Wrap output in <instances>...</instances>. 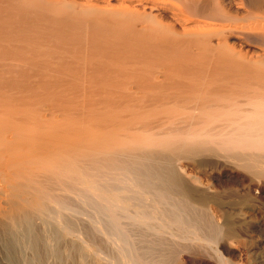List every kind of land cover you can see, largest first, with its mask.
Here are the masks:
<instances>
[{
    "label": "bare ground",
    "instance_id": "6f19581e",
    "mask_svg": "<svg viewBox=\"0 0 264 264\" xmlns=\"http://www.w3.org/2000/svg\"><path fill=\"white\" fill-rule=\"evenodd\" d=\"M235 229L264 258V0H0V264H237Z\"/></svg>",
    "mask_w": 264,
    "mask_h": 264
},
{
    "label": "rangeland",
    "instance_id": "374dc122",
    "mask_svg": "<svg viewBox=\"0 0 264 264\" xmlns=\"http://www.w3.org/2000/svg\"><path fill=\"white\" fill-rule=\"evenodd\" d=\"M193 171V173H194V171L195 170H192ZM205 180V183H206V185H208L210 188H212L213 189V191L214 192H218V194H219V192L221 193L219 196L220 197H217L216 199L218 200V201H220V203H222V201H225V202H223V204L224 203H229V202H232L233 200H234V202H235V200H237L236 202H238L239 200L237 199V194H238V192L240 193L241 192V190L239 189L240 187L239 186H237V185H232L231 184V182H229L227 179H220L219 181L217 180V182H215V181H209L207 178L206 179H204ZM211 183V184H210ZM218 185H217V184ZM229 185V186H228ZM218 187V188H217ZM235 187V188H234ZM238 187V188H237ZM221 189V190H220ZM220 190V191H219ZM213 192V194H215ZM224 192V193H223ZM226 192V193H225ZM230 192V193H229ZM223 193V194H222ZM227 196H229L230 194H233L234 195V197H235V199H234V197H233V195L231 196H229V197H227ZM229 194V195H228ZM226 196V197H225ZM216 197V196H215ZM224 197V198H223ZM232 198V200H230L231 198ZM220 198V199H219ZM227 200V201H226ZM228 200H229V202H228ZM236 230V229H235ZM237 230H239V229H237ZM232 231V232H229V231H225V236L226 235H230V233H232V238H233V240H229L230 238L229 237H227L226 236V238L229 240V242H232V247L235 249V251H236V253H237V257L235 258V262L237 263V264H264V258H261L260 257V255L258 254V253H254L253 254V252L251 253V251L249 252L248 250H247V247L244 245V243H243V237H242V234L239 232V231ZM238 232V233H237ZM233 233H237V235H241V237H239V236H237L236 234H234L233 235ZM237 236V237H236ZM230 237H231V235H230ZM242 238V239H241ZM253 240V239H252ZM190 242V243H189ZM202 242V243H201ZM207 242H209V241H207ZM207 242H206V240L204 241H186V242H183V244H185L186 246H188L189 248H190V251L193 253V259L191 258V262L190 263H184V264H200L199 263V261L201 260V259H206L207 261H211V262H213V263H215V264H221L220 262H218V258H216V255H215V247H216V245L213 243V242H209L208 244H207ZM257 242V240L255 241V239L253 240V241H251L250 243L251 244H253V246L250 244V246L251 247H256V245H258V242ZM239 243V244H238ZM195 244V246H193ZM198 244V245H197ZM207 244V245H206ZM231 244V243H230ZM206 247H205V246ZM214 247H213V246ZM193 246V247H192ZM204 246V247H203ZM192 247V248H191ZM198 250H197V249ZM111 248H109V249H107L106 250V252H107V254H111V255H113V251H112V249L110 250ZM109 250L110 251H112V252H109ZM153 251V250H152ZM74 253V252H73ZM72 252L70 253V257H68V259H69V262H74V261H77L78 262V260H77V256H75L76 254L74 253L73 254ZM152 253H154V252H152ZM151 253V254H152ZM196 253V254H195ZM214 253V254H213ZM201 254V255H200ZM110 255V256H111ZM73 256V257H72ZM199 257V258H198ZM72 258H76V260H74V259H72ZM208 258V259H207ZM211 258V259H210ZM210 259V260H209ZM252 259V260H251ZM72 260V261H71ZM105 261V260H104ZM69 262H67L66 264H68ZM72 262V264H75V262L73 263ZM198 262V263H197ZM169 263H171V260L169 261ZM71 264V263H70ZM76 264H78V263H76ZM172 264V263H171Z\"/></svg>",
    "mask_w": 264,
    "mask_h": 264
}]
</instances>
